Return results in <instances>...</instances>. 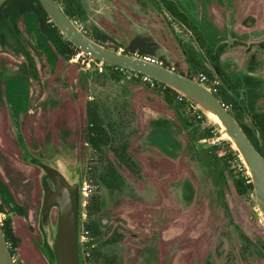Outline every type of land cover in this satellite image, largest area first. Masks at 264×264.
<instances>
[{"label": "rangeland", "instance_id": "rangeland-1", "mask_svg": "<svg viewBox=\"0 0 264 264\" xmlns=\"http://www.w3.org/2000/svg\"><path fill=\"white\" fill-rule=\"evenodd\" d=\"M169 1L181 16L161 0H80L75 22L120 51L141 38L152 59L185 72L212 70L207 53L217 50L221 89L239 102L252 75L264 109V0ZM14 29L0 43V222L12 218L16 264H58L59 209H44L54 184L39 163L74 191L80 264H96L94 247L116 264H264V213L255 191L235 187L236 172L251 177L247 167L216 156L229 140L219 124L201 110L224 139L209 144L211 128L190 101L169 104L159 86L71 61L34 12ZM93 124L103 130L100 148L87 138ZM84 179L95 184L87 197Z\"/></svg>", "mask_w": 264, "mask_h": 264}, {"label": "water", "instance_id": "water-1", "mask_svg": "<svg viewBox=\"0 0 264 264\" xmlns=\"http://www.w3.org/2000/svg\"><path fill=\"white\" fill-rule=\"evenodd\" d=\"M6 0H0L2 5ZM50 20L76 48L104 62L148 75L183 93L191 102L205 112L213 110L222 120L251 178L258 204L264 213V155L247 135L239 120L218 95L200 81L174 68L165 66L144 56L128 54L95 41L82 30L64 11L58 0H39ZM202 104V105H200ZM222 128V127H221ZM53 188H46L43 206L49 210L53 205L59 209V223L55 251L58 264H80L77 237V210L74 191L66 179L54 168L40 163ZM0 264H16L0 222Z\"/></svg>", "mask_w": 264, "mask_h": 264}, {"label": "trees", "instance_id": "trees-1", "mask_svg": "<svg viewBox=\"0 0 264 264\" xmlns=\"http://www.w3.org/2000/svg\"><path fill=\"white\" fill-rule=\"evenodd\" d=\"M59 3L62 5L64 11L66 14L74 21H76L77 16L83 15V8L81 5L80 0H58ZM164 3V6L166 7V10H168L169 13L172 15H178L181 16L176 9L175 6L170 4L169 0H161ZM28 12H34L37 15L38 22L40 29L42 32L46 34V36L54 42V44L61 50L64 54H69L70 56L78 50L70 41L66 39V37L61 33V31L58 29V27L50 20V17L48 16L47 12L39 2V0H6L2 5H0V43L5 42L6 30H12L17 27V19ZM15 30V29H14ZM105 36V35H103ZM93 39L103 45H106V39L104 37H100L99 35L91 36ZM142 39L141 38H134L130 41V43L124 48L122 51L128 54H135L144 56H152L155 53V48H150L149 44H146L147 47H143L142 45ZM203 48L204 45L201 42L200 43ZM115 50H119L118 47H113ZM210 59V63L212 65V70L205 69L207 73H191L190 71H182L177 70L187 76H190L198 81H204L206 84H210L211 81L215 79H219V76L223 77V70L219 62V53L218 51H211V53H207ZM192 59V57H191ZM155 61V60H154ZM158 63V61H156ZM165 66H168L170 68H173L169 64L163 63ZM108 67L115 69L116 65H107ZM204 68V67H203ZM174 69H176L174 67ZM253 67H249V71H252ZM242 83L245 84L246 89L243 91V96L240 99L241 101L237 102L233 97L228 96L227 92L223 89H221V85H217L214 92L218 95V97L223 101L227 106L230 107L233 114L236 116V118L241 123L242 127L244 128L247 135L251 138L253 143L256 145V147L263 153L264 155V109L260 108L259 105V99H260V87H259V80L253 77L252 75L246 74L243 76ZM156 86H159L162 88L163 93L165 95V99L169 104H173L176 96L180 93L173 87L166 85L160 81H156ZM232 91L236 92L235 94L239 97L240 93L236 90V84L232 85L230 87ZM188 102V101H185ZM242 106V107H241ZM243 108V109H242ZM241 112V113H240ZM242 113H246L249 116V119L251 121V126L245 124L242 121ZM102 128L99 126L90 125L89 131L87 133V138L89 142L92 143V145L95 148H100L101 143L103 142L99 138V134L103 133ZM216 156L224 161V158L232 157L231 160L236 159L237 161H240L239 159V152L236 148H234L231 141H227V144L225 147H216ZM227 163V162H225ZM229 166L230 164L227 163ZM235 187L239 194L246 195L250 191H254L253 183L251 180V177H249L245 170H241L239 172L235 173V179H234ZM18 211H22V206L18 205L16 207ZM2 207L0 206V212H2ZM22 213V212H21ZM2 227L6 236V240L8 242V245L11 249L12 254L14 255V249L17 247L19 239L16 238L13 224H12V218L7 217L2 222ZM94 233L99 232V226L98 223H95ZM116 241V240H114ZM112 241V242H114ZM98 256L96 264H116L115 259H111L108 256H105L103 261H100L101 258V252L97 247H94L92 249V256ZM100 255V256H99ZM104 257V256H103ZM93 258V257H92Z\"/></svg>", "mask_w": 264, "mask_h": 264}, {"label": "built area", "instance_id": "built-area-1", "mask_svg": "<svg viewBox=\"0 0 264 264\" xmlns=\"http://www.w3.org/2000/svg\"><path fill=\"white\" fill-rule=\"evenodd\" d=\"M144 57L148 60H153L152 57L150 56H147V55H144ZM70 60L75 62V63H78V64H81L82 66L86 67L87 69L89 68H97L99 71H103L104 67L106 65H111L110 63H107V62H104L102 60H99L93 56H91L90 54L78 49L77 51H75L71 57H70ZM119 72L123 73V74H127L128 76H132V77H135V78H139V79H142L143 81H146L152 85H155L156 81L154 78L148 76V75H145V74H141L137 71H134V70H129L127 68H124V67H121V66H117L116 65V68ZM201 83H203L204 85H206L209 89L211 90H215L216 86L220 84V79H215L213 81L210 82V84H206L204 81H200ZM177 99L179 101H190L183 93H179L177 95ZM191 102V101H190ZM190 106L193 108L194 112L196 113V116L198 119H200V124L203 128H211V133L209 134V136L207 137L206 141L207 143L209 144H213V145H221L223 143V137L220 135V129H218L217 127H211V125L206 121L204 120L203 118V114H202V111L201 109H199V107L195 106L193 102H191ZM239 166L241 168H245L246 167V164L244 163V161L242 160V158L239 156ZM95 190V184L93 183V181L91 179H84L82 184H81V187H80V191L81 193L84 195V196H89L93 191Z\"/></svg>", "mask_w": 264, "mask_h": 264}, {"label": "bare ground", "instance_id": "bare-ground-1", "mask_svg": "<svg viewBox=\"0 0 264 264\" xmlns=\"http://www.w3.org/2000/svg\"><path fill=\"white\" fill-rule=\"evenodd\" d=\"M202 105V104H200ZM203 106V105H202ZM206 112L208 113L209 117L217 124H219L222 127V131L224 132V134L227 136L228 139L230 138V135L227 133V131H225V126L222 122V120L220 119V117L217 115L216 112H214L213 110L207 109L206 108ZM251 174V171H248ZM64 177V176H63ZM65 178V177H64ZM50 243H53L52 239L49 240ZM55 247V245H54Z\"/></svg>", "mask_w": 264, "mask_h": 264}, {"label": "flooded vegetation", "instance_id": "flooded-vegetation-1", "mask_svg": "<svg viewBox=\"0 0 264 264\" xmlns=\"http://www.w3.org/2000/svg\"><path fill=\"white\" fill-rule=\"evenodd\" d=\"M40 164V163H39Z\"/></svg>", "mask_w": 264, "mask_h": 264}]
</instances>
